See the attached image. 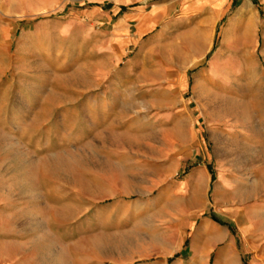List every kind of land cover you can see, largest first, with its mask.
I'll use <instances>...</instances> for the list:
<instances>
[{
    "label": "rangeland",
    "instance_id": "1",
    "mask_svg": "<svg viewBox=\"0 0 264 264\" xmlns=\"http://www.w3.org/2000/svg\"><path fill=\"white\" fill-rule=\"evenodd\" d=\"M118 2L0 0V229L73 264H190L207 218L264 199V41L225 56L221 22L188 57L174 24L116 57Z\"/></svg>",
    "mask_w": 264,
    "mask_h": 264
},
{
    "label": "crops",
    "instance_id": "2",
    "mask_svg": "<svg viewBox=\"0 0 264 264\" xmlns=\"http://www.w3.org/2000/svg\"><path fill=\"white\" fill-rule=\"evenodd\" d=\"M131 2L135 4L128 6ZM124 6L127 8L122 9ZM116 7L123 14L120 13L118 26L108 34L116 57L120 56L121 43L157 26L161 27L159 33H167L174 24L191 27L185 30L194 36L191 39L193 52L188 57H202L216 48L221 22L224 23L221 41L224 46L238 51L225 56L252 57L260 41H264L260 35V32L264 34V0H119ZM131 20H136L134 35L130 32ZM236 200L240 203L236 209L225 211L223 215L212 214L204 221L208 240L199 247L195 243L190 264H264V199L241 194ZM3 217L0 212V219ZM234 225L236 232L232 229ZM220 238L227 240L225 252L212 261L214 243ZM44 251L38 242L10 241L8 232L0 229V264H73L72 257L57 259ZM96 261L87 264L101 262ZM183 263L184 259L177 261V264Z\"/></svg>",
    "mask_w": 264,
    "mask_h": 264
}]
</instances>
